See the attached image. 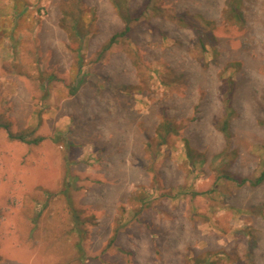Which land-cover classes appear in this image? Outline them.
Listing matches in <instances>:
<instances>
[{"label": "rangeland", "instance_id": "374dc122", "mask_svg": "<svg viewBox=\"0 0 264 264\" xmlns=\"http://www.w3.org/2000/svg\"><path fill=\"white\" fill-rule=\"evenodd\" d=\"M235 1L123 0L105 48L113 0H0V121L45 137L0 127V264H264V0Z\"/></svg>", "mask_w": 264, "mask_h": 264}, {"label": "trees", "instance_id": "16d2710c", "mask_svg": "<svg viewBox=\"0 0 264 264\" xmlns=\"http://www.w3.org/2000/svg\"><path fill=\"white\" fill-rule=\"evenodd\" d=\"M123 0H113L114 2V6L117 10V12L119 13V15L122 17V19L125 22V26H124V30L116 33L115 35H113L108 42L105 44V48H109L113 43L117 42V38L120 36H125L127 33H129L132 29L131 27V13H130V9L129 6L122 2ZM150 3V2H149ZM240 7V1L236 0L233 4L232 7V11L233 14L239 17L238 12V8ZM209 23V22H207ZM72 35V34H70ZM199 41L201 43V45L203 46V48H205V42L203 38H199ZM216 52V51H214ZM227 91H226V101H227V105H226V113L224 118L221 120L220 126L219 128L221 129V131L225 134L226 137L230 136V120L232 117V108L229 105L232 95H233V81L231 78H229L227 80ZM0 127H4L9 134V137L11 139H17L19 141L22 142H26L29 144H39L41 143L45 137L44 136H35L32 137V133L28 134L26 131H19V132H13L10 129V125L8 123L2 122L0 121ZM180 124H178L176 122V120L174 119V117H171L169 115H164L161 119V121L157 124L156 130H155V136L153 137V141L150 142V149H156L157 147H161L163 145H167L169 143V140L172 136L179 134L180 132ZM186 142V147H187V152H188V157L192 159V161L195 163L194 158L196 157V150L194 148H192L189 144L188 139H185ZM197 155H201V153H198ZM225 177L228 179H232V180H237L239 178L233 176L231 173L227 172L225 174ZM247 178H242L239 179L240 183L243 184L247 181ZM262 182H264V169L260 172V174L258 176H256L255 178L252 179V184L253 185H259ZM74 208V206H73ZM74 212V217H75V225L80 217L79 214H77V209L74 208L73 210ZM76 227L80 230L81 228H79L80 226L76 225ZM81 232L83 230H80ZM115 238V237H114ZM114 238L111 240L113 241ZM77 247L79 249H81V242L77 243ZM210 255V254H209ZM209 261V260H208ZM205 264V263H203Z\"/></svg>", "mask_w": 264, "mask_h": 264}]
</instances>
